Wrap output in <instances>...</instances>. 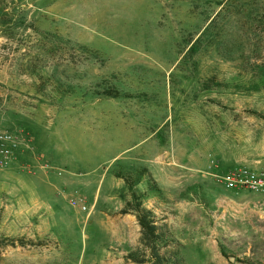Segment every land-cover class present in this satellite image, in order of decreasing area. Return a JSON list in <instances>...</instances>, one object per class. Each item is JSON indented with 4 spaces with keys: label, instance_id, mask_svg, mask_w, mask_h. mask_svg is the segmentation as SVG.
Instances as JSON below:
<instances>
[{
    "label": "rangeland",
    "instance_id": "rangeland-1",
    "mask_svg": "<svg viewBox=\"0 0 264 264\" xmlns=\"http://www.w3.org/2000/svg\"><path fill=\"white\" fill-rule=\"evenodd\" d=\"M14 1L0 264H264V0Z\"/></svg>",
    "mask_w": 264,
    "mask_h": 264
},
{
    "label": "built area",
    "instance_id": "built-area-1",
    "mask_svg": "<svg viewBox=\"0 0 264 264\" xmlns=\"http://www.w3.org/2000/svg\"><path fill=\"white\" fill-rule=\"evenodd\" d=\"M1 140L3 146L0 150V164L7 165L14 155L13 147L7 143H13L15 145L13 142L14 136L11 133H4L1 136ZM221 181L227 189L264 192V171L251 167H235L223 174ZM73 201L76 202V200Z\"/></svg>",
    "mask_w": 264,
    "mask_h": 264
},
{
    "label": "trees",
    "instance_id": "trees-1",
    "mask_svg": "<svg viewBox=\"0 0 264 264\" xmlns=\"http://www.w3.org/2000/svg\"><path fill=\"white\" fill-rule=\"evenodd\" d=\"M11 4H14L13 6H15L14 8L17 14L21 15L22 17H24V15L26 14L25 10L22 7H19L14 0L11 1L10 5L8 3L6 4V6L0 7V30H1L2 36H4L7 39V42L17 43L18 38L21 36L20 34H21L22 28L19 25V20L17 22L11 21L12 17L9 11L10 10L9 8H11ZM27 27L29 28V26H26L25 28L27 29ZM14 52L15 51L13 49V53ZM139 220H140L142 227L145 228L146 222L141 218H139Z\"/></svg>",
    "mask_w": 264,
    "mask_h": 264
},
{
    "label": "crops",
    "instance_id": "crops-1",
    "mask_svg": "<svg viewBox=\"0 0 264 264\" xmlns=\"http://www.w3.org/2000/svg\"><path fill=\"white\" fill-rule=\"evenodd\" d=\"M80 184L81 185H88L90 183H88L87 180H85L84 178H82V179H80ZM109 188L110 189H113V190L115 189L114 190L115 192H110V193L105 192L104 195H103L104 197H102L101 191L98 190V192H95V194L93 195V198L92 199H93L94 203L97 204L98 201L101 198H103L104 201H108L111 204H117L115 206V210L116 209H119L120 210L121 209L120 206L122 205L121 202H120V200L124 197V193H126L127 192V189H128L127 182L122 177L115 176V177H113L112 181L110 182ZM130 216L131 217H129V219L130 220H133L134 219V215L133 214H130Z\"/></svg>",
    "mask_w": 264,
    "mask_h": 264
}]
</instances>
